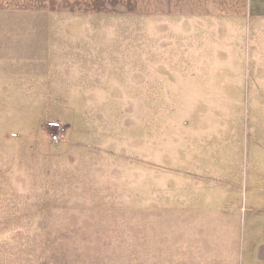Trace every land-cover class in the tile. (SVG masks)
Instances as JSON below:
<instances>
[{"label":"rangeland","instance_id":"1","mask_svg":"<svg viewBox=\"0 0 264 264\" xmlns=\"http://www.w3.org/2000/svg\"><path fill=\"white\" fill-rule=\"evenodd\" d=\"M103 13L144 8L0 0V14ZM135 55L129 70L105 71L112 60L98 55L100 70L74 72L79 86L102 87L92 88L97 96L75 87L73 98L124 101H47L60 98L53 91L65 72L0 71V264H55L58 255L100 250L133 229L117 225L121 209L264 207V104L140 100ZM149 73L147 92L171 81ZM115 83L122 94L106 91Z\"/></svg>","mask_w":264,"mask_h":264},{"label":"crops","instance_id":"2","mask_svg":"<svg viewBox=\"0 0 264 264\" xmlns=\"http://www.w3.org/2000/svg\"><path fill=\"white\" fill-rule=\"evenodd\" d=\"M137 6L144 15L0 14V71L65 72L53 91L60 98L47 101H124L73 98L75 87L96 96L92 88L102 87L79 86L74 72L100 70L92 66L98 55L112 60L105 71L129 70L136 51L140 100L264 104V0H137ZM147 71L171 81L147 92ZM105 87L124 91L118 83ZM113 214L117 225L133 229L123 228L100 250L58 255L55 264H264V207Z\"/></svg>","mask_w":264,"mask_h":264},{"label":"built area","instance_id":"3","mask_svg":"<svg viewBox=\"0 0 264 264\" xmlns=\"http://www.w3.org/2000/svg\"><path fill=\"white\" fill-rule=\"evenodd\" d=\"M51 126H53V127H60V123L59 122H52L51 124H50Z\"/></svg>","mask_w":264,"mask_h":264}]
</instances>
